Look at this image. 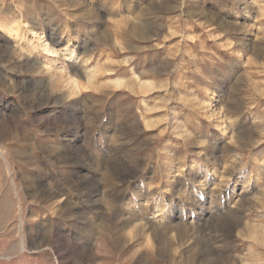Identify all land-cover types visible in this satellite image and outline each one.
Returning <instances> with one entry per match:
<instances>
[{
	"label": "rangeland",
	"instance_id": "rangeland-1",
	"mask_svg": "<svg viewBox=\"0 0 264 264\" xmlns=\"http://www.w3.org/2000/svg\"><path fill=\"white\" fill-rule=\"evenodd\" d=\"M0 264H264V0H0Z\"/></svg>",
	"mask_w": 264,
	"mask_h": 264
},
{
	"label": "bare ground",
	"instance_id": "bare-ground-1",
	"mask_svg": "<svg viewBox=\"0 0 264 264\" xmlns=\"http://www.w3.org/2000/svg\"><path fill=\"white\" fill-rule=\"evenodd\" d=\"M28 14H31L30 12L29 13H26V11L25 10H21V11H19V15L21 16V18H25V19H27V17H28ZM19 16V17H20ZM9 25V24H8ZM36 25L35 24H32V26L30 27V28H32L33 30H34V27H35ZM8 27V26H7ZM19 27H20V25H19ZM9 29H11L12 30V28H10V26H9V28H8V30ZM16 28H14L13 29V31L15 30ZM17 31V30H16ZM49 41H53L54 43H59V41H57V38H56V34H55V32H52V34H50L49 35ZM29 57V56H28ZM38 69V68H37ZM48 72V71H47ZM27 93H28V90H27V88H25L24 89V91H23V96H26L27 95ZM54 99V98H53Z\"/></svg>",
	"mask_w": 264,
	"mask_h": 264
}]
</instances>
